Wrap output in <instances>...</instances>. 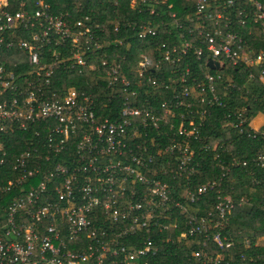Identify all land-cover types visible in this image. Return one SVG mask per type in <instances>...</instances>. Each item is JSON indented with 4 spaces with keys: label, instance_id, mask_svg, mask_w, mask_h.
<instances>
[{
    "label": "built area",
    "instance_id": "obj_1",
    "mask_svg": "<svg viewBox=\"0 0 264 264\" xmlns=\"http://www.w3.org/2000/svg\"><path fill=\"white\" fill-rule=\"evenodd\" d=\"M235 1L250 11L235 8ZM128 6L137 15L158 17L167 7L169 21L160 25L182 34L178 45H161L162 59L176 66L189 53L204 58L202 79L186 68L164 83L157 77L160 61L152 67L144 56L124 73L110 58L112 41L100 39L102 30L89 16L71 25V14L52 12L48 0H0V264H152L166 256L165 246L176 244L187 247L186 261L173 264H231L235 243L223 230L247 202L238 191L237 200L223 195L222 181L246 162L232 159L228 168L218 162L219 180L191 186L199 166L192 144L203 142L209 115L195 104L224 108L220 90L235 88L222 84L228 66L264 82V0H196L185 17L168 0H128ZM254 27L262 38L258 48L253 38L245 39ZM156 30L140 24L135 38L154 37ZM100 52L98 66L91 58ZM210 60L218 67L211 69ZM57 68L100 72L97 80L121 99L117 114L102 118L96 96L54 85ZM161 87L168 100L154 107L148 89L156 97ZM227 117L226 128L257 132L243 114ZM16 134L28 143L23 138L25 148L11 159L4 138ZM253 163L264 170V146ZM249 175L253 186L264 187V175ZM166 176L188 183L181 200ZM209 192L214 202L203 210ZM248 249L238 264H260Z\"/></svg>",
    "mask_w": 264,
    "mask_h": 264
},
{
    "label": "trees",
    "instance_id": "obj_2",
    "mask_svg": "<svg viewBox=\"0 0 264 264\" xmlns=\"http://www.w3.org/2000/svg\"><path fill=\"white\" fill-rule=\"evenodd\" d=\"M228 1L211 0V3L218 5ZM30 2L32 3L33 0H30ZM48 2L52 4V12L54 13L69 12L71 18L68 19V22L71 25L84 16H89L95 24L99 25L102 30L97 31L100 39L112 41L110 58L122 64L124 73L140 59V56H144L150 61L152 67L155 66L157 61H160L163 73L161 72L157 77L164 83L171 73V75H179L186 68H189L192 77L202 79L205 69L204 58L198 61L192 53H189L176 66L166 64L162 59L163 49H161V45L165 43L168 48L174 44L178 45L181 41L179 36L182 34L181 31H174L168 26L163 27L160 25L161 21L166 23L169 21L166 14L167 7H160L157 13L161 15L158 17L149 16L148 14L137 15L129 8L128 0H119L116 6L113 5V0H48ZM13 3L17 5L19 0H13ZM168 3L174 4V11L179 16L185 17L187 13H191L196 0H168ZM235 8H246L247 11H250V8L246 7L243 1H235ZM15 9L12 8V10ZM223 13L226 14V12ZM143 23H148L157 29L156 36L140 40L135 38L138 25ZM116 24L120 26L119 32L114 31ZM239 31L241 30L239 29ZM184 34L186 33L184 32ZM252 38L256 45L255 48H258L262 43V38L257 27L253 29L252 37H245L246 40L250 39V42ZM119 40L123 41L120 46L116 45ZM103 55L104 53L100 52L96 57L91 58V61L100 66L99 59ZM225 70L222 84L224 86L233 85L235 88L230 87L225 92L223 89L220 90V95H222L220 98L224 108L214 106L212 109H208L205 105L195 104L196 110L207 109L209 115L206 116L201 129L203 142L192 144V147L196 150L199 166L195 175L191 178V186L206 181L219 180L222 172L217 167L218 162L223 163L226 168L229 167L228 165L232 159L246 162L245 167L240 166L231 169L230 175L222 181L223 195L230 194L234 200H237L238 191L239 195L247 202V205L236 208L228 217L229 220L223 233L231 236L235 243V247L228 252L231 264H238L240 255L248 249L245 245L246 240L249 242V255L258 259L260 264H264V187L262 185L253 186L249 175V172H252L259 180L264 175V170L253 163V159L264 146V123L256 127L257 132L255 133L249 129H244L239 134L238 130L225 127V124L231 121L227 117L228 114L233 112L243 114L248 123H252L256 116H264V82L259 80L249 81L247 79L249 71L246 69H236L228 66ZM211 73L214 74V72ZM98 75H100V72H93L88 68H84L80 75L75 71L67 73L61 68H57L53 84L61 86L63 91L74 88L77 91L91 93L94 97L96 96L100 116L102 118H112L119 110L121 99L117 96V91L107 89L102 81L97 80ZM148 93L150 104L154 107H159L158 102L168 100V91H164L162 87L156 90V97L150 96L152 94L151 88L148 89ZM139 94L140 100L145 98L142 90L139 91ZM104 105H108L114 110L109 111L107 107L102 108ZM195 121L198 124V117L195 118ZM26 138L23 134L4 138L7 139L5 148L12 153L11 159L25 148L23 141L27 144L28 140ZM160 143L164 144V141ZM215 146L216 150H213ZM162 179L171 185H176L175 197L181 200L183 191L186 188L185 185H188V183L184 179H173L171 176ZM231 188L236 191H230ZM213 202L214 193L209 192L208 196L203 199L200 208L210 210ZM178 217L185 218L180 214ZM186 248V246L180 244L167 245L164 247L167 252L166 256L153 261L152 264H173L174 262L186 261L184 257L187 254ZM192 264L194 263L192 262Z\"/></svg>",
    "mask_w": 264,
    "mask_h": 264
},
{
    "label": "rangeland",
    "instance_id": "obj_3",
    "mask_svg": "<svg viewBox=\"0 0 264 264\" xmlns=\"http://www.w3.org/2000/svg\"><path fill=\"white\" fill-rule=\"evenodd\" d=\"M264 120V116H256L253 120H252V126L254 128H256L258 125H260L262 123V121Z\"/></svg>",
    "mask_w": 264,
    "mask_h": 264
},
{
    "label": "water",
    "instance_id": "obj_4",
    "mask_svg": "<svg viewBox=\"0 0 264 264\" xmlns=\"http://www.w3.org/2000/svg\"><path fill=\"white\" fill-rule=\"evenodd\" d=\"M208 66H209L211 69H215V68L218 67L217 64H216V63H213L211 60L208 61Z\"/></svg>",
    "mask_w": 264,
    "mask_h": 264
},
{
    "label": "crops",
    "instance_id": "obj_5",
    "mask_svg": "<svg viewBox=\"0 0 264 264\" xmlns=\"http://www.w3.org/2000/svg\"><path fill=\"white\" fill-rule=\"evenodd\" d=\"M263 123H264V120L262 121V123H261L260 125H262ZM260 125H258V126H260ZM258 126H257V127H258Z\"/></svg>",
    "mask_w": 264,
    "mask_h": 264
}]
</instances>
